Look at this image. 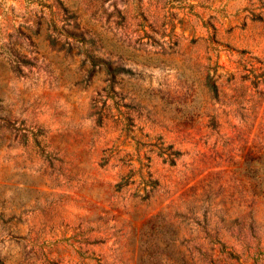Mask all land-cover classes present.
I'll return each mask as SVG.
<instances>
[{"label": "rangeland", "instance_id": "374dc122", "mask_svg": "<svg viewBox=\"0 0 264 264\" xmlns=\"http://www.w3.org/2000/svg\"><path fill=\"white\" fill-rule=\"evenodd\" d=\"M247 157L264 161V0H0V264H264Z\"/></svg>", "mask_w": 264, "mask_h": 264}, {"label": "trees", "instance_id": "16d2710c", "mask_svg": "<svg viewBox=\"0 0 264 264\" xmlns=\"http://www.w3.org/2000/svg\"><path fill=\"white\" fill-rule=\"evenodd\" d=\"M107 73L109 75V82H108V91L112 93H116L114 90V83L116 76L121 72L124 71V68L121 67H111L107 64L106 66ZM205 86L207 87L208 91L210 92L211 96L215 99L219 96V90L218 85L216 83V80L212 76H207L205 79ZM260 96H263V92H258ZM103 116L101 112L97 111V122L102 123ZM129 117H125V125L132 126L133 123L129 122ZM210 125L215 128L217 125L213 119L210 120ZM39 134L41 135V132L39 131ZM147 136V135H145ZM150 146L152 149L162 157L164 162H167L170 165L175 164L176 158L181 154V152L178 149H175L172 144H165L164 140L160 135L154 136V141L150 142ZM109 160V156H104L101 158V165H104ZM129 163V162H128ZM130 165V163L128 164ZM144 167H146L145 173H141V171H138L140 174V179L136 187L135 194L140 199H147L151 192L156 188L158 185L157 179L153 178L149 168V164H144ZM135 171L130 168L126 173L121 175L118 179V181L115 183L116 190H119L121 188H124L128 185L133 184L136 180L134 178ZM243 173L247 175L250 180L252 181V191L257 195L264 196V161L261 159V157L254 158V157H247L245 160V170H243ZM220 251L225 253L227 257L229 258H235L237 257L236 254L232 250H225V248H220Z\"/></svg>", "mask_w": 264, "mask_h": 264}]
</instances>
